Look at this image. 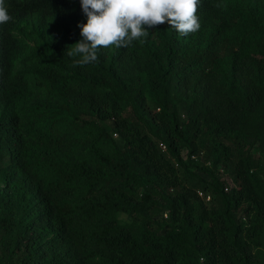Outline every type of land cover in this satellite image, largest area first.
I'll return each instance as SVG.
<instances>
[{"label": "trees", "instance_id": "trees-1", "mask_svg": "<svg viewBox=\"0 0 264 264\" xmlns=\"http://www.w3.org/2000/svg\"><path fill=\"white\" fill-rule=\"evenodd\" d=\"M1 185L0 264H264V0H0Z\"/></svg>", "mask_w": 264, "mask_h": 264}, {"label": "rangeland", "instance_id": "rangeland-1", "mask_svg": "<svg viewBox=\"0 0 264 264\" xmlns=\"http://www.w3.org/2000/svg\"><path fill=\"white\" fill-rule=\"evenodd\" d=\"M82 28H85L83 22H82V24H81V26H80L79 29H82ZM82 30H83V29H82ZM83 32H84V31H83ZM181 118H182L183 121H184V120L186 121V117H185L184 115L181 116ZM183 155L186 156L185 151L183 152ZM255 157L258 158V155H255ZM201 177H203L204 179L207 178V177H205V176H203V175H201ZM222 181H223V183H224V186H226L227 188H229V183H230L229 180L223 178ZM0 187H2V185H1ZM203 199H204L203 201H205L206 203H210L209 201H211V198H210L209 201H207L205 198H203ZM118 219H119L122 223H134V221H133L131 218H129L128 216H126V215H124V214H120V215H118ZM257 252H258L259 254H264V251H263V250H260V251H257Z\"/></svg>", "mask_w": 264, "mask_h": 264}, {"label": "built area", "instance_id": "built-area-1", "mask_svg": "<svg viewBox=\"0 0 264 264\" xmlns=\"http://www.w3.org/2000/svg\"><path fill=\"white\" fill-rule=\"evenodd\" d=\"M160 148H161L162 151H165V150H166L165 146L162 145V144H160ZM191 158H192V159H196L195 156H192ZM225 191H227V188H225ZM197 194H198V196H199L200 198H205L207 201L210 200V197H209V196H204V194H203L202 192H197Z\"/></svg>", "mask_w": 264, "mask_h": 264}]
</instances>
